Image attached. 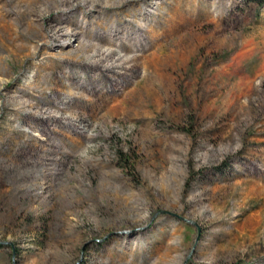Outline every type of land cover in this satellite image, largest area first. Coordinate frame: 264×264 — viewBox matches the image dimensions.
Returning a JSON list of instances; mask_svg holds the SVG:
<instances>
[{
    "label": "rangeland",
    "instance_id": "1",
    "mask_svg": "<svg viewBox=\"0 0 264 264\" xmlns=\"http://www.w3.org/2000/svg\"><path fill=\"white\" fill-rule=\"evenodd\" d=\"M0 264H264V0H0Z\"/></svg>",
    "mask_w": 264,
    "mask_h": 264
},
{
    "label": "bare ground",
    "instance_id": "2",
    "mask_svg": "<svg viewBox=\"0 0 264 264\" xmlns=\"http://www.w3.org/2000/svg\"><path fill=\"white\" fill-rule=\"evenodd\" d=\"M169 5H170V4H169ZM161 11H162V10H161ZM129 14H130V13H129ZM111 20H112V19H111ZM106 24H107V23H106ZM99 65H100V63H99ZM115 66H116V65H115ZM115 66L112 65V66L106 68V70L112 74L111 76L108 75L109 78H110V77H113V69H114ZM121 68H122V67H121ZM65 69H66V68H65ZM59 70H60V69H59ZM127 70H128V69H127ZM132 70H133V69H132ZM63 71H64V70H63ZM103 75H104V74H103ZM119 75H120V74H119ZM89 76H90V75H89ZM61 77H62V76H61ZM93 79H94V78H93ZM50 80H51V79H50ZM96 82H97V81H96ZM111 83H112V82H111ZM88 84H89V83H88ZM103 84H104V83H103ZM75 86H76V85H75ZM117 91H119V90H117ZM119 92H120V91H119ZM72 95H73V94H72Z\"/></svg>",
    "mask_w": 264,
    "mask_h": 264
}]
</instances>
